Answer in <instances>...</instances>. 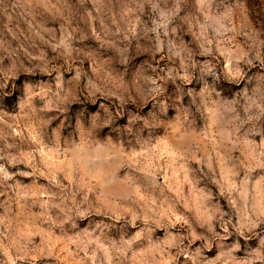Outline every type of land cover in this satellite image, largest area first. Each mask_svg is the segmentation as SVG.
Returning a JSON list of instances; mask_svg holds the SVG:
<instances>
[{"label":"rangeland","instance_id":"rangeland-1","mask_svg":"<svg viewBox=\"0 0 264 264\" xmlns=\"http://www.w3.org/2000/svg\"><path fill=\"white\" fill-rule=\"evenodd\" d=\"M0 264H264V0H0Z\"/></svg>","mask_w":264,"mask_h":264}]
</instances>
